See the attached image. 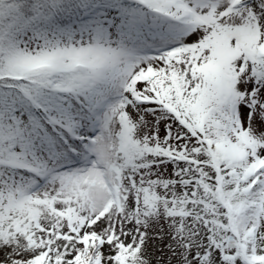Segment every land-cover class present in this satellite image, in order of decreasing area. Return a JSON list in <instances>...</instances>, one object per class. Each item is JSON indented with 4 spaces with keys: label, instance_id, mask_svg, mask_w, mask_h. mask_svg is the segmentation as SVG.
<instances>
[{
    "label": "snow or ice",
    "instance_id": "snow-or-ice-1",
    "mask_svg": "<svg viewBox=\"0 0 264 264\" xmlns=\"http://www.w3.org/2000/svg\"><path fill=\"white\" fill-rule=\"evenodd\" d=\"M0 264H264V0H0Z\"/></svg>",
    "mask_w": 264,
    "mask_h": 264
}]
</instances>
